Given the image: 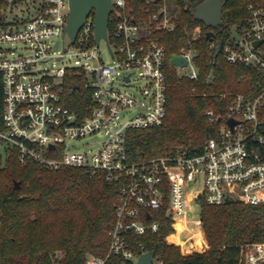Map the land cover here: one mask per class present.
<instances>
[{
  "label": "built area",
  "instance_id": "obj_1",
  "mask_svg": "<svg viewBox=\"0 0 264 264\" xmlns=\"http://www.w3.org/2000/svg\"><path fill=\"white\" fill-rule=\"evenodd\" d=\"M112 5L107 35L99 40L94 9L76 38L70 37L66 31L70 0H41L31 16L5 19L0 25L5 123L0 151L15 146L23 163L33 157L44 168L82 166L118 185L107 252L88 253L85 264H136L149 250L138 237L158 230L157 215L163 209L171 218L174 236L179 225L190 220L188 229L199 227L204 239L200 196L210 204L228 199L264 203V0L247 1L246 21L232 26L222 46L225 61L250 69L240 78L252 82L245 91L219 92L227 102L223 112L206 110L209 121H220L216 135L194 153L179 148L175 154L133 161L125 145L127 130L160 125L167 114L166 49L151 35V25L128 10L126 0H112ZM152 19L157 27L175 26L165 7ZM101 42L110 62L101 58ZM18 43L23 50H18ZM215 44L212 38L210 46ZM176 54L188 60L173 64L183 68L178 74L198 77L196 50L183 46ZM50 60L51 67L38 68ZM73 76L91 89V103L82 110L67 103L77 89L73 81L66 83ZM132 109L134 114L127 117ZM93 136L100 138L97 148L78 147ZM189 242L192 246L186 252L199 251L193 236ZM156 262L162 264L163 259L155 253L152 264ZM263 262L264 241L241 245L240 264Z\"/></svg>",
  "mask_w": 264,
  "mask_h": 264
},
{
  "label": "trees",
  "instance_id": "obj_2",
  "mask_svg": "<svg viewBox=\"0 0 264 264\" xmlns=\"http://www.w3.org/2000/svg\"><path fill=\"white\" fill-rule=\"evenodd\" d=\"M201 1L126 0L136 19L151 25L150 33L164 45L167 57V114L160 125L127 130L125 145L132 161L175 154L179 148L196 152L219 129L220 121H209L206 115L210 107L223 112L227 102L219 92L245 91L252 82V78H240L250 69L228 63L222 54L232 26L244 23L249 15L248 0H223V22L216 27L195 18V8ZM8 3L0 0V8ZM163 7L172 13L169 15L175 23L173 29L157 27L152 19V14ZM3 20L0 17V25ZM198 25L201 29L196 34ZM209 29L215 32L213 48L212 38L207 36ZM183 46L196 50V78L180 76L170 62ZM74 80L80 87L67 103L82 110L91 103V89L75 76L67 77V85ZM3 109L0 72V129L5 128ZM117 195L118 185L91 175L85 167L44 168L33 157L23 163L17 147H6L0 151V264H85L88 253L105 255L110 239L107 229L115 218ZM199 202L209 243L207 250L186 252L177 245L171 218L164 209L157 215L158 230L139 235L147 249L161 256L162 264H240L242 244L264 241V203L228 199L210 204L202 196ZM184 225L188 231L180 225L179 230L185 247L192 246L189 238L193 236L195 248L203 249L188 224ZM175 237L180 242L178 235Z\"/></svg>",
  "mask_w": 264,
  "mask_h": 264
},
{
  "label": "water",
  "instance_id": "obj_3",
  "mask_svg": "<svg viewBox=\"0 0 264 264\" xmlns=\"http://www.w3.org/2000/svg\"><path fill=\"white\" fill-rule=\"evenodd\" d=\"M112 6V0H70V13L67 19L66 31L72 39H75L88 14L94 9L95 37L97 40L106 37ZM194 16L196 19L202 20L207 26H219L223 22V0L201 1L195 8ZM214 34L213 29L207 31L209 38H213ZM170 62L171 64H187L188 60L174 53L170 58ZM72 87L78 88L79 84L73 81ZM234 121V119H230L231 124ZM50 146L53 147L54 145L51 144ZM19 184L20 182L17 181L16 186ZM154 256V250H147L141 254L136 264H152Z\"/></svg>",
  "mask_w": 264,
  "mask_h": 264
},
{
  "label": "rangeland",
  "instance_id": "obj_4",
  "mask_svg": "<svg viewBox=\"0 0 264 264\" xmlns=\"http://www.w3.org/2000/svg\"><path fill=\"white\" fill-rule=\"evenodd\" d=\"M8 1H9V3H8L7 7L5 6V7H1L0 8V17H3V19H6L8 21H12V20H16V19L19 20V19H23V18H27V17L31 16L34 13L35 9L39 6V4L41 2V0H8ZM170 15H172V13ZM200 29H201V26L198 25L196 34L198 33V31ZM69 45H70V40H69V38H67L66 39V47H68ZM17 46H18V50H20V51L23 50L21 43H18ZM60 47H62V44H61ZM100 50H101V58L105 62H110L111 61V57H110L109 53L107 52V50L105 49V46H104L103 42H101V44H100ZM53 61L54 60H50V61H48L46 63L39 64L38 68H44L45 66L47 68H49V67H51L53 65ZM172 66L177 71H183V68L181 66H176V65H173V64H172ZM129 89H132V87H129ZM134 112H135L134 109H132L131 111L126 112V116L127 117L132 116L134 114ZM99 140H100V138L98 136H93V137L89 138L87 140V142H84L83 144L79 145L78 147L80 149H83V150L95 149L98 146V141ZM189 222H190L189 220L186 221L187 224ZM180 226L182 228H184L186 231H188L185 225H180ZM192 231H193V233L195 234L196 238L198 239V241L200 243V244L198 243L199 246L201 248H203L205 246V242L199 236L198 232L195 231V229H193ZM173 237H175V236L173 235ZM178 237L180 239V242L184 245L182 237L179 236V235H178ZM175 238H173V241L176 243ZM177 245H179V244H177ZM184 246H183L182 249L184 251H186L185 250L186 247H184ZM208 248H209V246H208ZM208 248L205 247L204 249L207 250ZM204 249L203 250L197 249V250L205 251ZM154 264H157V262L154 263Z\"/></svg>",
  "mask_w": 264,
  "mask_h": 264
},
{
  "label": "bare ground",
  "instance_id": "obj_5",
  "mask_svg": "<svg viewBox=\"0 0 264 264\" xmlns=\"http://www.w3.org/2000/svg\"><path fill=\"white\" fill-rule=\"evenodd\" d=\"M189 221H190V220H189ZM194 229H195L196 232H198L199 236H200V237L202 238V240L204 241L200 228H199V227H195ZM177 235L180 236V230L178 231V234H177Z\"/></svg>",
  "mask_w": 264,
  "mask_h": 264
},
{
  "label": "crops",
  "instance_id": "obj_6",
  "mask_svg": "<svg viewBox=\"0 0 264 264\" xmlns=\"http://www.w3.org/2000/svg\"><path fill=\"white\" fill-rule=\"evenodd\" d=\"M204 239H205V246L208 248L209 244L207 242L206 236H204Z\"/></svg>",
  "mask_w": 264,
  "mask_h": 264
}]
</instances>
